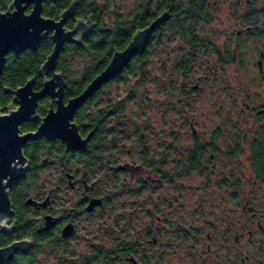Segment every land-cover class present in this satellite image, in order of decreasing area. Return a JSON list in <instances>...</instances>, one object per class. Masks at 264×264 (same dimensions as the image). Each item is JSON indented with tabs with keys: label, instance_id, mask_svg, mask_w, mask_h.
Masks as SVG:
<instances>
[{
	"label": "rangeland",
	"instance_id": "374dc122",
	"mask_svg": "<svg viewBox=\"0 0 264 264\" xmlns=\"http://www.w3.org/2000/svg\"><path fill=\"white\" fill-rule=\"evenodd\" d=\"M96 2L105 6L104 24L111 27L115 17H126L140 0ZM162 2L151 0L150 10H159ZM207 3L210 19L196 23V35L199 42L209 46L190 47L172 24H166L146 55L135 60L87 109L96 113L99 108L109 109L117 103L122 116L116 131L118 138L115 145L109 144L110 136L104 138L100 157L117 158L121 162L137 159L146 153L147 146L158 141L175 140L189 145L195 140H210L216 131L218 137L214 141L220 146L217 175L232 173L228 187L218 178L216 195L200 198L197 190L200 176L190 173L184 178L181 198L184 208L179 211L178 204H169V199L174 197L167 192L172 190L169 183L154 187L138 181L137 177L130 182L128 174L122 175L126 178L125 185L110 196L108 204L98 212L77 219L74 237L61 245L58 255L51 247L38 250V261L125 264L116 257L97 256L98 250L105 251L119 243L135 244L131 255L155 264H204L212 260V253L222 256L238 248L241 256L247 254L246 233L238 242L232 235L227 243L219 238L220 233L212 223L219 217L218 226L225 228L226 224L221 223L223 209H231L225 221L233 220L234 230L241 233V223L250 217L242 213V205H247L249 200L258 210L264 195V180L255 175L250 160V141L264 137V117L255 113L264 105V0H209ZM248 26L260 34L249 35ZM187 55L190 56L187 70L178 71L177 66ZM95 63L91 53L67 55L68 77L82 79ZM7 110L6 107L1 111ZM192 127L196 135L192 134ZM141 133L144 138L140 137ZM227 143L237 145L239 152L232 157L224 155ZM56 169L57 162L40 171L39 183L48 188ZM100 175L101 170L95 168L94 177ZM60 193L61 197L73 196L66 187ZM213 200L216 207L210 208ZM62 201L64 198L58 201V206L64 204ZM64 205L66 209L71 206ZM248 226H255V220L249 221ZM258 246L256 241L249 249L254 252ZM251 253L246 264H259L257 252ZM238 263L243 264L239 260Z\"/></svg>",
	"mask_w": 264,
	"mask_h": 264
},
{
	"label": "flooded vegetation",
	"instance_id": "af4514ba",
	"mask_svg": "<svg viewBox=\"0 0 264 264\" xmlns=\"http://www.w3.org/2000/svg\"><path fill=\"white\" fill-rule=\"evenodd\" d=\"M56 1L57 0H43L42 6L45 2H52L51 5L56 6ZM11 2L12 0H0V10L2 12L6 11ZM31 7L32 4H29L26 7V12H29ZM164 10L170 11V9ZM164 10L159 9L157 15ZM50 17L57 18V16ZM74 18L84 17L77 16L75 11ZM74 18H68L65 21V26L68 21H71V26H66L67 28L72 27ZM166 21L153 31L144 51L148 46V48H150L157 36L162 33V29L160 28L166 23ZM252 28L253 26H248V29L246 30L249 31V35L260 34V31L257 29L252 31ZM74 36L76 37V35ZM87 36L83 37L80 43L66 42L63 49L58 54L56 71L61 72L65 83L62 92L64 103L70 98L78 95L93 77L89 81H86L85 86L80 92L75 95L67 96L66 91L71 79L66 72V56L61 60L62 58H60V55L66 46L79 45ZM46 37H50V35L48 34ZM9 54L14 53L9 52L6 55V58ZM63 62L65 63L64 66L66 73L57 68V66H60ZM261 64V60L258 59L257 65L260 70ZM50 76L51 74L49 73L44 77L39 76V78H37L36 75H33L34 83L32 88L34 90H39L43 79L45 77L49 78ZM38 79L40 80L39 87L36 86V81ZM116 80L117 79L114 77L103 83L92 96L83 102L74 114L73 120L77 124L78 132L81 137L84 138L86 135L90 134L85 150H67L65 143L61 139H49L45 136L36 139H29L22 147V154L25 159L23 162L25 172L23 177L13 181L8 187V194L11 201L10 214L5 220V229H0V247L8 245L12 241L24 238L30 239L32 241V246L26 253H16L8 263L22 255H27L32 249L38 251L41 250L42 247H51L53 253L58 255L62 250L61 245L64 242L70 241L74 237L77 228V219L82 215L93 214L100 211L108 204V200L111 198L110 196H113L117 189L120 187L122 188L125 185L126 178L122 177V175L125 176L128 174L130 182L137 177L138 181H144L147 185L154 187H162L163 184L169 183V188L172 190L166 191L168 193L171 192L174 196L169 199V204H178L176 208L179 211L184 208L183 203L181 202L182 191L185 189L184 178L190 173H196L200 176L199 185L197 186L198 196L200 198L207 197L208 195H216L218 178L225 181V183H223L228 187L227 181L232 180V173L231 175L226 174L225 176L222 175L220 177L217 175V156L219 154L218 150L220 146L214 141L216 137H218L216 131L213 132L210 140L204 142L195 140L189 145L177 143L169 136L172 140L171 142L158 141L151 147L147 146L146 153L142 154L137 159L130 158L121 162L117 158L100 157L103 149L102 144L105 143L104 138L110 136L111 139L109 140V144L112 143L115 145L116 143L118 138L116 131H118L117 128L120 126L122 118L121 111L117 108V103L114 105L113 110L109 109L104 111L102 108H99L100 111L97 113H91L86 108L90 106L93 100H95V98L103 92L110 83ZM6 89L7 88H5L4 91L11 94ZM55 100L56 98L52 100L49 96L39 100L35 107L36 119H28L22 122L19 126L20 132L26 133L35 131L40 123V118L46 114L47 109L50 106H53L54 109L56 108ZM11 104L12 94L11 100L0 105V108L5 109ZM13 107H16V104H13ZM42 107L43 110H40ZM246 107H249V105L247 104ZM255 113L258 117H264V105L256 110ZM189 123L192 126V122L190 121ZM192 134L196 135V131L193 127ZM140 137L144 138V134L141 133ZM263 142L264 137H254L252 141H250V150L253 145H259V143L263 144ZM123 144L124 143H122V146ZM226 145V152L224 155L228 157L235 155L233 152L235 149L239 150V147L233 145V143H227ZM127 150L129 153L131 152V148L128 147ZM89 151H92V156L86 155ZM193 155H196V157H193ZM55 162L58 164V169H56L58 171L55 170L52 174V181L50 180L49 187L46 188L45 184L39 183L38 175L40 171L46 169L48 166H52ZM95 168L102 172V175L97 176L96 178L94 177ZM144 175L145 178H142ZM261 180H264V178ZM223 183H221V185H223ZM62 187L68 188L70 192L73 193V196H59ZM63 198L64 201L62 202L64 204H71L68 209H66L64 204L58 206V201L61 202ZM29 199L31 202H27ZM93 199H99L100 202L95 204L90 210H86L87 205ZM249 202L250 201L248 200V204H243L241 207L242 213L250 216L246 222L241 223V233H236L234 230L235 227L233 220L228 222L225 221V219H229L227 213L231 211V209H223L224 216L222 217L221 223L226 224L225 228L218 226V221L220 220L219 217H215L212 223L217 233H220L219 238H223L227 243L232 235L234 236V240L238 242L246 233L247 238L244 249H246L247 254H245L244 257L241 256L239 253L241 248H238L237 251H234L233 253L231 252L230 254H224L222 256L217 253H212V260L204 264H239L238 260L241 263L246 264L245 260L251 259L250 253L252 251L249 248L256 241H258L259 246L257 251L254 249V252L252 253L257 252L259 256V264H264V195L258 203V210L251 206ZM199 204L202 205V201H200ZM215 207L216 202L213 200L210 202V208ZM253 220H255V226L249 227V221ZM26 224H28V230L30 232V235L27 236L25 235L26 228H24V225ZM68 224L71 225L72 231L68 236H63V228ZM135 249V244H133V252ZM208 250L210 251L209 247ZM131 257H133V261L130 259ZM121 259L124 260L125 264H155L150 263L148 260L136 258L134 255L130 254H127ZM38 262L45 264L41 261Z\"/></svg>",
	"mask_w": 264,
	"mask_h": 264
},
{
	"label": "water",
	"instance_id": "95a60500",
	"mask_svg": "<svg viewBox=\"0 0 264 264\" xmlns=\"http://www.w3.org/2000/svg\"><path fill=\"white\" fill-rule=\"evenodd\" d=\"M42 2L43 0H12L6 11L0 10V78L6 55L9 52L20 54L26 49L34 51L48 34L53 42L51 51L38 69L39 76L44 77L48 73L51 76L43 79L39 90L32 88L33 77L15 89L7 88L6 90L12 94V104L7 106V112H2L3 108H0L1 230L5 229V220L10 214L11 201L8 187L13 181L24 176L23 162L25 159L22 147L25 142L45 136L49 139H61L67 150H85L90 134L84 138L81 137L77 124L73 120L75 112L103 83L120 74L135 55L142 54L153 31L170 17V11L164 10L146 26L135 30L127 45L122 49L115 48L106 66L88 82L78 95L64 103L62 92L65 83L61 72L56 71L58 54L66 42L80 43L83 37L93 31L94 23L91 17L74 18L78 0H71L56 19L42 14ZM29 4H32V7L29 12H26ZM68 18H74L71 28L65 26ZM46 96L52 100L56 98V108L50 106L47 109L46 114L40 118L35 131L21 133L20 124L28 119H36L35 107L38 101ZM13 104H16V107H13ZM99 202V199L91 200L86 210H90ZM71 231V225H66L63 228V236H68ZM31 246L32 241L24 238L0 247V264H8L16 253H26ZM130 259L133 261V257Z\"/></svg>",
	"mask_w": 264,
	"mask_h": 264
},
{
	"label": "trees",
	"instance_id": "16d2710c",
	"mask_svg": "<svg viewBox=\"0 0 264 264\" xmlns=\"http://www.w3.org/2000/svg\"><path fill=\"white\" fill-rule=\"evenodd\" d=\"M98 0H78L76 6V15L79 17H91L94 23L93 32L87 36L79 45H68L60 55L61 60L67 55H80L83 53H91L96 60L94 67L82 77L81 80H71L67 87V96L75 95L80 92L85 86L86 81H89L97 73H99L108 63L110 56L115 48L122 49L129 42L131 35L138 28L144 27L149 21L154 18L159 10H150L151 0H140L137 8L133 12H128L126 17H115L112 26L108 27L104 24L105 6L100 5ZM159 6L161 10L170 9L171 16L166 23L160 28L163 29L166 24H172L179 34L186 38V43L192 48L201 46L203 48L209 46L203 42H199L196 35V23L199 21H207L209 16V0H162ZM71 0H57L56 6H52V2H45L42 6V14L44 16H58L62 9L66 8ZM66 26H71V21L66 23ZM52 41L50 37L43 38L35 51L27 49L26 51L15 55L9 54L6 58L3 71L0 78V105L11 100V94L6 93L5 88L15 89L22 85L27 79L38 75L40 64L45 60V57L52 49ZM149 47V46H148ZM142 55L134 56L123 71L115 76L118 79L123 73L132 67L135 60H139L146 55L148 48ZM190 61V56L182 60L177 66V70L186 71ZM64 62L58 65L57 68L65 72ZM66 73V72H65ZM36 86H40V80L36 81ZM112 104L109 109L113 110ZM87 109V108H86ZM109 109H103L109 110ZM43 110V107L40 109ZM89 111V109H87ZM100 110H97V112ZM96 112V113H97ZM101 132V131H100ZM234 154L238 153L235 149ZM92 151L86 153L92 156ZM196 157V155H193ZM250 160L255 175L258 178H264V142L263 144L253 145L250 150ZM28 224L24 225L26 228L25 235H30ZM36 249H32L27 255H22L8 264H41L36 260ZM133 253L132 243H119L113 245L110 249L105 251H97V256H104L106 258L121 259L127 254Z\"/></svg>",
	"mask_w": 264,
	"mask_h": 264
},
{
	"label": "snow or ice",
	"instance_id": "6c2138e0",
	"mask_svg": "<svg viewBox=\"0 0 264 264\" xmlns=\"http://www.w3.org/2000/svg\"><path fill=\"white\" fill-rule=\"evenodd\" d=\"M0 179H2V178H0ZM5 183H6V181H5Z\"/></svg>",
	"mask_w": 264,
	"mask_h": 264
}]
</instances>
